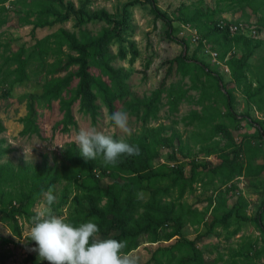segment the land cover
<instances>
[{
	"label": "rangeland",
	"instance_id": "374dc122",
	"mask_svg": "<svg viewBox=\"0 0 264 264\" xmlns=\"http://www.w3.org/2000/svg\"><path fill=\"white\" fill-rule=\"evenodd\" d=\"M128 1L131 0H62V3H72L77 8L85 2V9L88 12L104 8L112 16L120 19L124 4ZM156 1L160 10L172 18L178 15L183 5L190 10L196 7L202 9L204 13L210 14L211 20L208 21L210 25L220 21H242L254 24L258 16H264V7L258 8L257 13H254L247 6L239 7L236 3H231L230 6L222 0ZM47 2L52 4L51 0ZM58 3L59 0H55V6ZM37 7L39 5H36L33 0H0V123L3 126L0 137L5 140L3 145L11 148L10 152L2 156L0 164L5 162H11L14 166L37 164L41 162L43 155H46L49 164L60 162L64 149L69 144H75V136L81 128L96 127L111 133L117 139L128 138L108 122L109 113L99 99L96 101L99 108L94 119L80 112L76 101L72 104L75 125H72L67 132H61L59 128H56L63 113L58 101L53 100L48 104L39 97L45 72L39 67V62L44 58L31 52L35 41L55 32L61 26L74 31L77 36L81 32L94 36L106 26V23L92 20L82 26L73 27L72 20H68L51 27L33 28V24L28 21L35 19L33 13L38 10ZM126 12L128 24L122 36L114 39L109 47L110 53L115 55L111 65L129 73L125 80L128 95L114 100V112L123 110L129 113L132 134L141 132L147 126L163 125L166 127L164 134L168 135L171 130H175L181 135L182 151H179L181 147L179 148L178 145L172 148L160 147L159 155L150 161L152 166L163 163L173 166L177 162L182 165L186 173H190L189 161L205 166L191 186H187L177 204L175 216L181 215L184 226L178 240L182 245L175 249V262L189 255V245L185 241L192 240L205 259H218L216 264L225 262L244 264L248 261L264 264L262 232L254 221L249 220L256 215L264 202V167L259 174H252L255 166L264 165V137L260 136V133H264V106L258 109L257 104L247 100L241 87L234 88L232 105L235 117H216L211 123L207 122L206 126H202L199 120L190 122L192 111L204 115L203 109L214 112L218 108L224 112L225 106L220 96H213L209 100L200 98V84L203 82L207 85L205 75L199 76L200 81L198 80L197 87H192L190 76L181 75L177 64L171 65L167 61L184 50V46L177 40L185 39L188 50L184 53L190 56L196 49V59L203 62L207 69L222 75L223 81L227 82L230 79L228 68L222 60L211 58L206 50L212 47V49L209 48L211 53L216 51L220 53L221 47L213 44L211 39H204L207 41L204 49L198 47V39L193 38L195 35L199 36L195 28L189 24H180L176 20L173 23L177 27L173 32L175 37L173 40L168 39L164 33L166 27L164 22L154 18L149 4L144 0L133 2L126 8ZM1 19L7 22H1ZM257 39L261 40V45L252 50L248 59L252 70L249 76L254 79L253 86L256 85L257 80L264 77L263 28ZM130 44L137 51L132 62L130 61ZM18 48L23 49V57H28L26 65L28 79L23 82L14 81L11 70L15 65L9 62L11 60H7V57ZM119 49L126 52L125 58L118 56ZM240 53L241 51L236 48V54ZM168 69L171 71L166 74ZM90 71L93 74H99L100 70L99 67L92 66ZM103 79L106 82L109 81L106 75ZM76 82L77 79H74L72 86ZM159 86L164 88L160 94L159 109L154 118L144 122L131 111L127 103L144 101ZM171 86L173 89L185 91L174 109L170 108L167 97V90ZM5 88L9 91L7 97L3 96ZM208 91L211 92V90ZM71 94V89L64 93L66 97ZM28 102H31L36 110L35 124L39 130L38 135L23 132L25 121L22 119L27 114ZM216 123L225 125L228 135L211 131ZM235 152L237 156L233 164L236 167L242 165L243 170L227 181L224 175L227 170L217 167L224 158L231 160ZM171 155H175L177 160L172 159ZM213 168L216 170L214 171ZM101 180V184L107 180L111 181L104 177ZM118 180L121 184L126 182L120 178ZM1 189L9 192L13 197L21 191L18 179L2 184ZM52 190L57 198L52 208L58 216L74 225L82 223L77 221L80 217L84 216L86 220L88 205L81 191L64 180L57 181ZM148 194L147 189H141L137 193L141 203L147 199ZM177 194L178 189H172L169 199L176 197ZM42 208L41 194L34 199L26 213L16 217L21 230L19 237L14 234L8 222L1 220L0 212V254L5 256L4 263L0 262V264H32L30 261H25L35 243L28 237L33 226L32 217ZM227 214L228 216L223 219V215ZM243 216L247 219H243ZM89 220L91 217L84 222ZM211 223L214 224L211 226ZM100 236L108 238L111 235L107 237L100 234ZM139 238L140 245L130 252L139 257V264H152L153 255L156 253L157 257L163 258L164 248L175 243L178 236L159 242H148L145 234H141ZM38 264H48V262L38 260Z\"/></svg>",
	"mask_w": 264,
	"mask_h": 264
},
{
	"label": "trees",
	"instance_id": "16d2710c",
	"mask_svg": "<svg viewBox=\"0 0 264 264\" xmlns=\"http://www.w3.org/2000/svg\"><path fill=\"white\" fill-rule=\"evenodd\" d=\"M33 1L39 5L38 10L33 13L35 19L28 21L33 24V28L51 27L56 23L62 24L68 20H72L73 27L82 26L92 20L106 23V26L102 27L100 32L94 36L85 32H81L77 36L74 31L61 26L55 32L35 41L31 52H35L38 57L44 58L39 62V67L45 72L39 97L48 104L53 100L58 101L63 113L56 128H59L61 132H67L72 125H75L72 104L76 101L78 102V110L83 114L90 115L92 119L96 117L98 112L99 105L96 103L98 99L105 105L109 115L114 113V100L128 95V86L125 80L129 73L111 65L115 55L110 53L109 47L114 39L122 36L123 30L128 24L126 8L137 0H131L124 4L120 19L112 16L104 8L88 12L85 9V2L76 8L72 3H62V0H59L56 6L55 0H51L52 4L47 2L48 0ZM222 1L230 6L231 3H236L239 7L247 6L254 13H257L258 8L264 7V0ZM144 2L149 4L154 18L164 22L166 26L164 33L168 39L173 40L175 37L173 32L177 27L173 23L176 20L180 24H189L195 28L196 33L199 34L198 47L204 49L207 42L204 39H211L213 44L219 45L222 49L220 53L216 51V58L222 60L228 68L230 79L227 82L223 81L222 75L212 69H207L203 62L196 59V49L190 56L184 53L188 50V43L185 39L177 40L184 46V50L167 61L171 65L176 63L181 75L190 76L192 87H197L199 76L205 75L207 85L203 82L200 84V98L209 100L213 96H220L225 106L224 112L218 108L214 112L203 109L204 115L192 111L190 122L199 120L202 126H206L207 122L211 123L216 117H235L232 90L239 87L242 88L248 101L257 104L258 109H262L264 106V77L257 80L256 85L253 86L254 79L249 76L252 70L248 59L252 50L261 45V40L257 38L261 29H264V16H258L256 23H254L256 35L247 36L242 33L231 32L226 27L221 28L217 25L218 22L210 25L208 23L211 20L210 14L204 13L202 9L197 7L190 10L183 5L179 9L178 15L172 18L160 10L156 0H144ZM4 20L1 19V22H7ZM228 22L232 23V21ZM252 41H254L253 44ZM209 48L212 49V47ZM236 48L241 51L240 54H236ZM129 50L131 53L130 61L132 62L137 51L131 44ZM22 52L23 49L18 48L16 52L7 57V60H11L9 62L15 65L11 73L16 82H23L28 79L26 72L28 57H23ZM118 56L125 58L126 52L119 49ZM92 66L99 67V74H93L90 71ZM170 71L168 69L166 74ZM105 75L109 80L108 82L103 79ZM74 79H77V82L72 86ZM68 89L72 90V94L66 97L64 93ZM163 90L164 88L159 86L144 101L129 102L127 105L137 117L146 122L156 116L159 109L160 94ZM184 92L173 89L172 86L167 90L168 103L171 109H174L176 104L181 101ZM8 95L9 91L5 88L3 96L7 97ZM26 106L27 114L22 119L25 121L23 132L38 135L39 130L35 124L36 110L31 102H28ZM165 130L166 127L163 125L147 126L141 132L132 134L125 139L129 144L137 145L140 153L135 156H121L116 166H105L100 157L96 160L86 161L80 155L79 148L73 143L64 149L60 162L53 164L48 163L46 155H43V159L37 164L14 166L11 162L1 163V220L8 222L14 234L19 237L21 230L16 217L27 212L34 199L42 194V190L47 191L50 187L53 188L57 181L64 180L73 184L84 194L88 205L86 220L91 217V220L98 224L101 235L107 237L111 235L108 238L126 240L128 242L126 251L135 249L140 245L139 237L141 234H145L148 242L168 241L178 236L175 243L164 248L165 256L163 258L157 257L156 253L153 255L152 264H216L218 259H205L192 240L185 241L189 245V255L175 262V249L182 245L178 240L180 231L184 226L181 215L175 216L177 204L183 197L187 186H191L205 166L189 161L190 173H186L182 165L177 162L173 166L166 163L152 166L150 161L159 155L160 147L172 148L174 145H178L179 148L181 147L179 151H182L181 135L175 130H171L166 135L164 134ZM2 131L3 126L0 123V132ZM211 131L228 135L226 126L221 123L213 125ZM260 136L264 137V133H260ZM114 138L117 139L116 136ZM4 143V138L0 137V159L11 150L8 145H3ZM236 156L235 152L231 160L224 158L217 167L227 170V173H224L227 181L234 174L243 170L242 165L236 167L233 164ZM171 158L177 160L175 155H171ZM263 167L264 165L255 166L252 174H259ZM213 170L216 169L213 168ZM102 177L109 178L111 181L107 180L101 184ZM119 178L126 181L125 184H121ZM14 179H18L21 189L15 197L1 189L2 184L12 182ZM24 188L25 190H23ZM175 188L178 189L177 196L169 199L172 189ZM141 189H147L149 192L147 199L142 203L137 196ZM15 200H17L16 203ZM227 216L228 214L223 215V219ZM243 219H247V217L243 216ZM86 220L84 216L77 219L80 222ZM249 220L255 222L264 239V202L256 215ZM214 223H211V226ZM33 246L36 247L35 243ZM262 252L264 253V245ZM37 257L38 253L32 251L26 256L25 261L38 264ZM4 258L5 256L0 254V262L4 263ZM221 264L236 263L225 262ZM244 264L256 263L248 261Z\"/></svg>",
	"mask_w": 264,
	"mask_h": 264
},
{
	"label": "clouds",
	"instance_id": "9594fccd",
	"mask_svg": "<svg viewBox=\"0 0 264 264\" xmlns=\"http://www.w3.org/2000/svg\"><path fill=\"white\" fill-rule=\"evenodd\" d=\"M107 120L124 136L132 135L127 111L117 110ZM75 144L86 161L100 157L105 166H116L121 156L140 153L137 145L96 127L81 128ZM42 196L43 208L32 217L28 237L35 242L36 247L31 250L38 253V260H46L48 264H139V257L126 251V240L102 238L96 222L74 225L58 216L52 208L57 198L51 187L46 192L42 190Z\"/></svg>",
	"mask_w": 264,
	"mask_h": 264
},
{
	"label": "built area",
	"instance_id": "2783aa9c",
	"mask_svg": "<svg viewBox=\"0 0 264 264\" xmlns=\"http://www.w3.org/2000/svg\"><path fill=\"white\" fill-rule=\"evenodd\" d=\"M218 26H220L221 28H225L226 29L228 28L229 31L231 32H236V33H242V34H245L247 36H255V25L254 24H250V23H245V22H242V21H238V22H227V21H220L218 22L217 24ZM194 39H198V36L195 35L193 37ZM211 58H216V52H213L211 53L210 52V49H206Z\"/></svg>",
	"mask_w": 264,
	"mask_h": 264
}]
</instances>
